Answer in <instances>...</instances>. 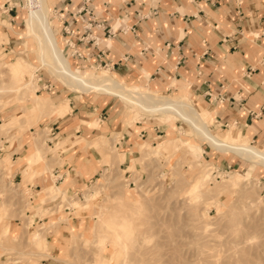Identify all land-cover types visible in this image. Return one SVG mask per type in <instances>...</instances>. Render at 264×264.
<instances>
[{"label": "crops", "instance_id": "1", "mask_svg": "<svg viewBox=\"0 0 264 264\" xmlns=\"http://www.w3.org/2000/svg\"><path fill=\"white\" fill-rule=\"evenodd\" d=\"M53 3L57 42L77 71L86 73L102 67L127 85L140 82L152 89L130 86L182 96L197 110H210L207 127L220 139L241 137L248 143L249 139L264 143V0H49L50 10ZM4 7L0 40H6L7 49L16 52L23 44L20 19L28 22V9L23 4L20 16L18 0H4ZM87 23L91 28L85 27ZM43 88L59 90L48 82ZM66 97L69 102L55 103L58 109L49 113L53 117L41 126L37 136L24 128L22 145H17L18 140L1 157L12 169L11 184L18 181L13 190L22 192V184L28 181L33 191L35 210H27V223L30 219L33 225L42 223L36 225L37 230L46 221L54 222L47 234L48 257L42 264H61L59 255L66 240L72 231L74 234L86 228L89 215L85 209L77 211L72 206L60 212L52 210L56 204L42 203L41 195L55 190L80 193L97 178L101 169L115 160L114 154L110 160L97 145L98 139L111 132L121 133L115 144L123 152L118 155L124 159L120 162L123 165L132 159L136 162L142 141L152 142L147 139L167 137L177 130L182 134L194 130L182 119L144 124L135 118V112L128 117L131 122L125 121L123 100L111 94L90 91ZM19 103L4 108L9 118L3 125L8 128L17 120L33 122V115H26L23 109L16 114ZM209 120L218 134L210 129ZM47 126L49 138L40 144L38 137L47 132ZM6 142L9 146V140ZM211 158L224 166L241 162L234 156L214 154ZM58 198L63 201L62 194L51 200ZM47 210L50 212L44 214ZM9 220L12 232H21V216ZM4 223L8 222L3 219L0 226ZM10 256L14 255L7 252L0 259L6 261Z\"/></svg>", "mask_w": 264, "mask_h": 264}, {"label": "rangeland", "instance_id": "2", "mask_svg": "<svg viewBox=\"0 0 264 264\" xmlns=\"http://www.w3.org/2000/svg\"><path fill=\"white\" fill-rule=\"evenodd\" d=\"M18 4L20 16L23 4L29 14L28 0H18ZM54 4L53 10L51 5V20L56 18ZM4 8L3 0L0 17ZM28 25L21 17L23 44L15 49L16 52L7 49L6 40H0V225L3 219L8 222L0 226V257L7 252L14 255L6 261L0 259V264H42V260L48 257L47 234L51 233L49 230L54 225L49 220L36 230V225L42 223L33 225L32 219L27 223V210L31 213L35 210L33 191L28 181L22 184V192L13 190L14 183L18 181L13 180L11 184L12 169L6 167L1 157L18 140L17 145H22L26 133L37 136L41 126L53 117L49 114L51 112H45L36 103L69 102L66 96L79 92L70 90L43 65L38 56V43ZM18 57L25 58L29 64L31 77L26 79L35 84L36 92L24 90L16 84L7 64ZM105 71L109 70L102 67L97 71L88 70L97 74ZM46 82L59 90L48 92L43 88ZM128 84L152 89L140 82ZM5 100L6 104H3ZM122 100L125 121L131 122L129 118L135 112V118L144 124L168 122L169 114L151 113ZM17 102L21 108L16 114L23 109L26 115H33L29 116L34 118L33 122L17 120L8 128L3 125V120L9 118L4 108ZM178 119L182 118L176 117ZM182 123L186 124V121ZM32 125L33 132L30 129ZM49 130L48 127L47 132L38 137L40 144L47 142ZM175 133L147 139L153 143L140 142L135 154L139 158L123 165L120 162L124 159H118L123 152L115 144L121 133L104 134L97 140V145L104 148L110 160L114 154L115 160L103 167L97 178L88 182L80 193L70 195L60 190H52L45 196L42 193V203L52 201L56 204L52 210L60 212L66 206H72L77 211L85 209L89 215L86 228L74 234L72 231L66 240L59 255L61 264H264V166L235 153L220 152L206 140H200L194 130L188 132L190 134H182L178 130ZM186 139L196 147L197 157L193 150L182 146L181 142ZM8 140L9 146L6 145ZM165 140L170 141V148L158 147ZM249 141L264 148V143ZM152 148H157L152 154H142V149L151 151ZM214 154L234 156L241 162L237 166H224L217 160L213 161L211 157ZM236 173L241 175L239 179L235 177ZM61 194L63 201L60 198L51 200ZM19 208L21 214L17 212ZM49 212L47 210L44 214ZM11 216L23 219L21 232H12L9 226Z\"/></svg>", "mask_w": 264, "mask_h": 264}, {"label": "bare ground", "instance_id": "3", "mask_svg": "<svg viewBox=\"0 0 264 264\" xmlns=\"http://www.w3.org/2000/svg\"><path fill=\"white\" fill-rule=\"evenodd\" d=\"M28 7V23L31 28L32 36L38 43L37 51L39 59L42 61L43 65L46 66L52 74L62 80L69 89L77 92L92 90L98 93L118 96L128 101L130 105L139 106L148 112L169 114V116H167L169 123H171L172 120L175 121L176 117L182 118L192 125L198 136L206 140V142L215 149L235 153L250 162L264 166L263 147L248 143L241 137L220 139L219 136H215L208 129L206 119L211 113L209 109L203 112L199 111L182 96L172 97L148 88L127 85L117 79L109 71L97 74L93 72L81 73L75 70L71 66L62 47L57 42L52 20L50 18L48 0H28ZM7 65L9 66L10 72L14 75L16 84H18L19 87H22L24 90L37 91L35 84H33L31 80L26 79L27 77H31V73L29 64H27L24 59L17 58ZM36 97L46 101L45 98L39 95H36ZM36 105L45 112H53L58 108L55 103L51 102L45 105L36 103ZM181 144L183 147L193 150V154L196 157L198 156L197 150L195 149L196 147L191 144L189 140H183ZM169 145H171L170 141L165 140L160 143L158 147L169 149ZM152 149L151 151L142 149V154H152L153 151H156L154 149L157 148ZM235 177L239 179L241 175L236 173ZM38 244L41 245L40 243Z\"/></svg>", "mask_w": 264, "mask_h": 264}, {"label": "built area", "instance_id": "4", "mask_svg": "<svg viewBox=\"0 0 264 264\" xmlns=\"http://www.w3.org/2000/svg\"><path fill=\"white\" fill-rule=\"evenodd\" d=\"M85 27L91 28L89 23H87Z\"/></svg>", "mask_w": 264, "mask_h": 264}]
</instances>
